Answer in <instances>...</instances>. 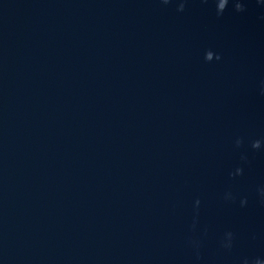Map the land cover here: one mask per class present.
Wrapping results in <instances>:
<instances>
[{
    "label": "water",
    "instance_id": "obj_1",
    "mask_svg": "<svg viewBox=\"0 0 264 264\" xmlns=\"http://www.w3.org/2000/svg\"><path fill=\"white\" fill-rule=\"evenodd\" d=\"M0 264H264V0H0Z\"/></svg>",
    "mask_w": 264,
    "mask_h": 264
}]
</instances>
